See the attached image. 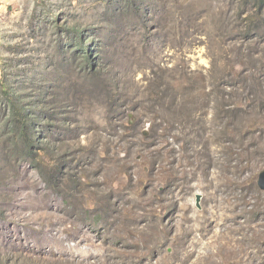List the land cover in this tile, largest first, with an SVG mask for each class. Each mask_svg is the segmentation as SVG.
Returning <instances> with one entry per match:
<instances>
[{
	"label": "rangeland",
	"instance_id": "374dc122",
	"mask_svg": "<svg viewBox=\"0 0 264 264\" xmlns=\"http://www.w3.org/2000/svg\"><path fill=\"white\" fill-rule=\"evenodd\" d=\"M263 147L257 0H0V264H264Z\"/></svg>",
	"mask_w": 264,
	"mask_h": 264
},
{
	"label": "trees",
	"instance_id": "16d2710c",
	"mask_svg": "<svg viewBox=\"0 0 264 264\" xmlns=\"http://www.w3.org/2000/svg\"><path fill=\"white\" fill-rule=\"evenodd\" d=\"M259 5L262 4L263 0H257ZM85 58L88 61V54L87 51H84ZM91 74L94 73V70L91 67ZM95 75V74H94ZM38 102V101H37ZM42 104V103H41ZM13 117L17 125V129L14 130L15 135H19L20 139L23 141L24 150H26V154L29 156L30 164L32 166L39 169L40 172L43 174V179L45 184L53 192L57 194H62L68 188L67 185H63V169L65 165H63V161L66 159L65 155H56V154H46L43 147H40L39 143L41 142L38 133H35L34 130V123L30 121V117L32 113H29L25 108L14 109ZM30 124V125H29ZM32 126V131L30 130V134L27 135L28 127ZM251 126V125H248ZM62 162V163H61ZM62 169V171H61ZM55 182V184H54Z\"/></svg>",
	"mask_w": 264,
	"mask_h": 264
},
{
	"label": "water",
	"instance_id": "95a60500",
	"mask_svg": "<svg viewBox=\"0 0 264 264\" xmlns=\"http://www.w3.org/2000/svg\"><path fill=\"white\" fill-rule=\"evenodd\" d=\"M143 133L145 135L147 134L146 131H144ZM263 150H264V147H263ZM256 183L261 190H264V169H261L260 171H258ZM196 198L198 199L199 195H197Z\"/></svg>",
	"mask_w": 264,
	"mask_h": 264
},
{
	"label": "bare ground",
	"instance_id": "6f19581e",
	"mask_svg": "<svg viewBox=\"0 0 264 264\" xmlns=\"http://www.w3.org/2000/svg\"><path fill=\"white\" fill-rule=\"evenodd\" d=\"M237 229L238 228H233L232 229L233 233L230 236H227V237H233V238L229 239V241H234L235 239H237L236 237H244V236L238 235ZM190 238L194 241L192 236H190ZM238 242H239V240H238ZM238 242H237V244H238ZM237 244H236V246H237ZM236 246H235V248H236Z\"/></svg>",
	"mask_w": 264,
	"mask_h": 264
}]
</instances>
